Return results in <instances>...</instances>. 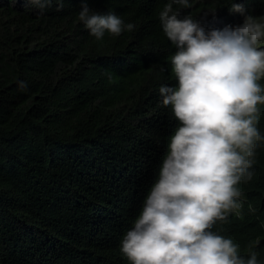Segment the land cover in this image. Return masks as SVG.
Listing matches in <instances>:
<instances>
[{
    "label": "trees",
    "instance_id": "1",
    "mask_svg": "<svg viewBox=\"0 0 264 264\" xmlns=\"http://www.w3.org/2000/svg\"><path fill=\"white\" fill-rule=\"evenodd\" d=\"M87 2L135 30L97 41L78 19L81 0L43 13L0 0V264H129L120 241L178 124L159 94L177 85L169 59L177 49L159 21L170 0ZM190 4L173 10L206 31L245 15L264 20V0ZM258 165L259 178L243 186L255 211L223 228L242 250L264 234V148Z\"/></svg>",
    "mask_w": 264,
    "mask_h": 264
},
{
    "label": "clouds",
    "instance_id": "2",
    "mask_svg": "<svg viewBox=\"0 0 264 264\" xmlns=\"http://www.w3.org/2000/svg\"><path fill=\"white\" fill-rule=\"evenodd\" d=\"M26 2L41 13L53 2L63 6V0ZM81 3L78 19L97 41L136 28ZM173 4H191L170 0L159 13L177 49L169 58L177 85H161L159 94L178 124L120 252L129 264H264V234L246 250L223 236L232 218L255 211L243 186L259 178L264 148V20L245 15L242 24L206 31L190 16L179 19ZM230 11L245 10L231 3ZM17 85L28 88L23 80Z\"/></svg>",
    "mask_w": 264,
    "mask_h": 264
}]
</instances>
